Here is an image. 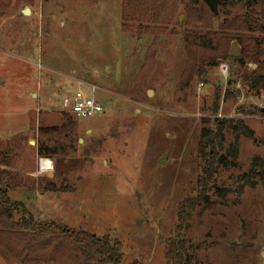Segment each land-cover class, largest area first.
Returning <instances> with one entry per match:
<instances>
[{
    "label": "rangeland",
    "instance_id": "obj_1",
    "mask_svg": "<svg viewBox=\"0 0 264 264\" xmlns=\"http://www.w3.org/2000/svg\"><path fill=\"white\" fill-rule=\"evenodd\" d=\"M18 1L0 10V161L8 155L12 168L39 171L38 128L62 124L64 101L80 82L97 88L94 94L83 89L105 111L74 119L75 152L65 158L76 163L68 173L55 176L52 159L54 169L38 176L44 180L39 187L22 178L9 190L11 199L22 201L36 219L119 241L122 264H172L167 252L177 239L192 264H264V92L249 94L239 77L257 65L220 61L204 78L181 84L192 30L185 7L203 0L179 5L146 72L156 34L152 26L147 32L124 25L122 0ZM218 10L215 31L246 7L228 17ZM251 35L264 51V32ZM223 62L229 65L227 80L219 70ZM215 117L241 118L253 138L240 136L237 158L228 156L216 167L205 190L210 204L197 201L178 238L181 203L201 194L198 181L206 166L199 144L203 128L211 127L203 119ZM233 139L226 133L225 148ZM253 168L255 187L243 178ZM49 182L56 192L44 190ZM0 264L23 263L0 244Z\"/></svg>",
    "mask_w": 264,
    "mask_h": 264
},
{
    "label": "trees",
    "instance_id": "obj_2",
    "mask_svg": "<svg viewBox=\"0 0 264 264\" xmlns=\"http://www.w3.org/2000/svg\"><path fill=\"white\" fill-rule=\"evenodd\" d=\"M9 2L10 0H0V10L5 11ZM27 2L31 4L33 0ZM184 2L185 0H122L121 18L124 25L137 24L139 30L147 32L152 26L156 34L142 67L143 72L153 68L159 35L172 25L179 5ZM243 5L246 7L245 13L230 19L225 18L219 23V30L216 31L213 28L214 22L219 19V10L218 14H214L204 1L185 7L187 25L191 26L192 30L186 37L187 62L181 75L183 86H189L195 77L204 78L208 69L217 66L220 61L231 62L232 66L240 65L244 68L249 60L255 63L257 68L241 71L239 77L242 84L253 96H260L264 92L262 42L251 35L254 30L264 32V0H221L219 7L223 8L228 17L232 10ZM231 43H237L240 47V57L230 56ZM228 83L232 84L231 81ZM217 101L218 98L214 104V113L218 112ZM62 117V124L59 126L38 128L37 154L40 158L56 159L55 176L68 173L76 163L72 158H65V155L75 152L73 133L77 127L74 119H77L69 113H63ZM203 121L211 124V127L203 128L199 144L206 166L198 181L199 186H202L201 194L181 203L178 238L182 237L181 232L186 228L190 212L196 207L197 201L204 200L209 203L205 190L216 167L223 165L228 156L237 158L240 136L253 138L254 134L241 118L215 117ZM226 133L234 135L228 148H225ZM257 174L253 168L249 174L243 176L244 182L255 187L253 178ZM18 177L16 173L0 169V244L8 247L17 260L23 264H122L123 254L119 241L111 240L109 236L101 238L85 230L71 229L54 221L36 219L24 203L12 200L9 189L16 186ZM43 181V178L31 180L32 189L36 185L39 187ZM44 190L57 191L54 182H49ZM18 214L22 215L21 220L15 219ZM167 258L172 264H192L186 257L182 239L171 243ZM131 264L142 263L133 261Z\"/></svg>",
    "mask_w": 264,
    "mask_h": 264
},
{
    "label": "built area",
    "instance_id": "obj_3",
    "mask_svg": "<svg viewBox=\"0 0 264 264\" xmlns=\"http://www.w3.org/2000/svg\"><path fill=\"white\" fill-rule=\"evenodd\" d=\"M219 70L222 76L227 80L229 75V65L225 62L220 63ZM80 89L70 98L66 99L63 104V111L73 115L77 120H85L87 118L103 114L105 109L94 96L88 95L84 91V86H88L93 94L96 91L95 86L80 82ZM38 167L40 171L50 172L54 169V163L49 158H39Z\"/></svg>",
    "mask_w": 264,
    "mask_h": 264
},
{
    "label": "crops",
    "instance_id": "obj_4",
    "mask_svg": "<svg viewBox=\"0 0 264 264\" xmlns=\"http://www.w3.org/2000/svg\"><path fill=\"white\" fill-rule=\"evenodd\" d=\"M12 135L13 134H11L9 136H12ZM0 138H2V137H0ZM35 157L36 158L37 157L40 158L39 155L37 154V148L35 149ZM44 158H46V157H44ZM5 159H6V161H0V169H2V170H8V171H11V172L16 173V174L19 175V177H18L19 178V181L16 182L17 183L16 186L13 187L12 189L17 188L19 185L23 184L24 182L21 181L23 179H29L30 178L32 180H38L39 179L38 178L39 175H42L43 173L49 174V172H43V171H40L39 169H38L39 171L36 172V171H34V168L33 167H32V170L30 168H28V166L26 168L25 167L26 165H21V167H19V168L18 167L17 168H12V166L10 165V163L7 160L8 159V155H6V158ZM49 159H51V158H49ZM27 192H29V190ZM20 202H22V201H20Z\"/></svg>",
    "mask_w": 264,
    "mask_h": 264
},
{
    "label": "water",
    "instance_id": "obj_5",
    "mask_svg": "<svg viewBox=\"0 0 264 264\" xmlns=\"http://www.w3.org/2000/svg\"><path fill=\"white\" fill-rule=\"evenodd\" d=\"M203 1L214 14H218V8H219V4H220L221 0H203ZM23 13L25 15H27L30 13V11H29V9H26L23 11ZM239 50H240V47L237 45V43H233L232 48H231V52H230V56L237 58L239 56V53H240ZM160 163H163V160H161Z\"/></svg>",
    "mask_w": 264,
    "mask_h": 264
}]
</instances>
